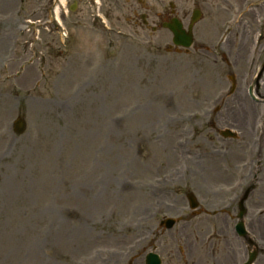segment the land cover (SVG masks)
I'll return each instance as SVG.
<instances>
[{"label": "rangeland", "instance_id": "rangeland-1", "mask_svg": "<svg viewBox=\"0 0 264 264\" xmlns=\"http://www.w3.org/2000/svg\"><path fill=\"white\" fill-rule=\"evenodd\" d=\"M4 1L0 264H145L150 252L163 264H222L225 241L206 212H221L236 173L255 178L242 166L260 107L241 122L229 118L264 27V0L200 2L204 19L190 54L167 52L171 33L141 25L132 16L145 13L137 0H101L95 22L80 2L66 48L46 31L28 45L32 35L17 32L35 1ZM146 1L156 7L150 25L171 9L172 0ZM174 2L194 9L190 0ZM18 117L28 125L23 135L13 131ZM226 129L237 138L225 139ZM261 149L264 168V138ZM263 168L246 203L247 226L264 228ZM188 192L204 213L192 217ZM179 217L174 229L161 227ZM256 236L264 248V235Z\"/></svg>", "mask_w": 264, "mask_h": 264}, {"label": "bare ground", "instance_id": "bare-ground-1", "mask_svg": "<svg viewBox=\"0 0 264 264\" xmlns=\"http://www.w3.org/2000/svg\"><path fill=\"white\" fill-rule=\"evenodd\" d=\"M237 91L238 93L235 94L234 107L232 108L234 118H229L232 122H241V120L245 118L249 119L259 107L247 101L245 95H243V91L246 93L245 88L238 87Z\"/></svg>", "mask_w": 264, "mask_h": 264}, {"label": "water", "instance_id": "water-1", "mask_svg": "<svg viewBox=\"0 0 264 264\" xmlns=\"http://www.w3.org/2000/svg\"><path fill=\"white\" fill-rule=\"evenodd\" d=\"M177 29H178V31H180L182 36L179 35V32L177 31ZM171 30L174 32V34L176 36V38L174 40L176 44H181V45H184L187 47L190 46L191 41H192L190 34L186 35L185 32L182 31V29L180 27H177V28L171 27ZM18 130L21 133L25 130V123L24 122H21L19 124ZM147 260H148L147 264H161L159 257L155 254H150L148 256Z\"/></svg>", "mask_w": 264, "mask_h": 264}, {"label": "flooded vegetation", "instance_id": "flooded-vegetation-1", "mask_svg": "<svg viewBox=\"0 0 264 264\" xmlns=\"http://www.w3.org/2000/svg\"><path fill=\"white\" fill-rule=\"evenodd\" d=\"M203 1H205V0H203ZM146 6V5H145ZM147 11H149V13H151V11H150V9H148ZM182 12V14L184 15V17H186L185 15H186V13H185V11H181V10H179V14ZM133 15H135V16H137V11H133ZM157 16H159V17H161V18H163V19H165V20H167L168 19V14L166 13V10H163V11H159V12H157ZM226 204H228V202H226ZM222 223L226 226V227H228V215H225L223 218H222ZM223 264H226L225 262L223 263Z\"/></svg>", "mask_w": 264, "mask_h": 264}]
</instances>
